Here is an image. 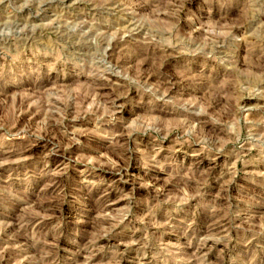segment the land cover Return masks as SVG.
<instances>
[{"label": "rangeland", "instance_id": "1", "mask_svg": "<svg viewBox=\"0 0 264 264\" xmlns=\"http://www.w3.org/2000/svg\"><path fill=\"white\" fill-rule=\"evenodd\" d=\"M0 264H264V0H0Z\"/></svg>", "mask_w": 264, "mask_h": 264}, {"label": "bare ground", "instance_id": "2", "mask_svg": "<svg viewBox=\"0 0 264 264\" xmlns=\"http://www.w3.org/2000/svg\"><path fill=\"white\" fill-rule=\"evenodd\" d=\"M48 7H49V6H48ZM111 57H112V56H111ZM111 57H110V58H111ZM250 97H251V96H250ZM249 100H250V99H249ZM245 103L247 104V103H248V100H247ZM247 105H248V104H247Z\"/></svg>", "mask_w": 264, "mask_h": 264}]
</instances>
